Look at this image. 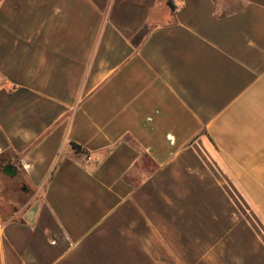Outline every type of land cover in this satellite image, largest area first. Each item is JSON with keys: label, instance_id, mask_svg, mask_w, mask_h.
Masks as SVG:
<instances>
[{"label": "crops", "instance_id": "0c3cea01", "mask_svg": "<svg viewBox=\"0 0 264 264\" xmlns=\"http://www.w3.org/2000/svg\"><path fill=\"white\" fill-rule=\"evenodd\" d=\"M0 264H264V0H0Z\"/></svg>", "mask_w": 264, "mask_h": 264}, {"label": "rangeland", "instance_id": "374dc122", "mask_svg": "<svg viewBox=\"0 0 264 264\" xmlns=\"http://www.w3.org/2000/svg\"><path fill=\"white\" fill-rule=\"evenodd\" d=\"M10 199H14V196L12 197V198H10ZM226 232V231H225Z\"/></svg>", "mask_w": 264, "mask_h": 264}, {"label": "built area", "instance_id": "2783aa9c", "mask_svg": "<svg viewBox=\"0 0 264 264\" xmlns=\"http://www.w3.org/2000/svg\"><path fill=\"white\" fill-rule=\"evenodd\" d=\"M88 159H90V158H88Z\"/></svg>", "mask_w": 264, "mask_h": 264}]
</instances>
